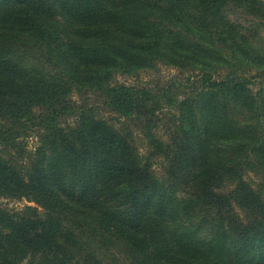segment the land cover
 Listing matches in <instances>:
<instances>
[{"label":"trees","instance_id":"trees-1","mask_svg":"<svg viewBox=\"0 0 264 264\" xmlns=\"http://www.w3.org/2000/svg\"><path fill=\"white\" fill-rule=\"evenodd\" d=\"M233 9L264 25V0H0V141L43 130L18 169L0 155V194L40 206L0 209V264H101L111 247L134 264H264V43ZM160 60L198 72L201 90L163 102L112 84ZM74 88L147 122L176 106L169 140L150 138L164 175Z\"/></svg>","mask_w":264,"mask_h":264},{"label":"rangeland","instance_id":"rangeland-1","mask_svg":"<svg viewBox=\"0 0 264 264\" xmlns=\"http://www.w3.org/2000/svg\"><path fill=\"white\" fill-rule=\"evenodd\" d=\"M229 18L242 25L243 30L247 29L248 33H256L257 37L264 43V25L258 24L257 18H252L244 12L233 9L229 11ZM112 84H124L127 86H150L156 92L161 94L163 102L168 98L178 95V100L184 95H195L201 90V78L198 72H194L184 67L183 69L173 66L164 60L157 61L153 67L137 70L135 72L116 71L112 74ZM163 88H168V91H162ZM257 86H253L255 91ZM167 99H165L166 95ZM71 102L76 104L84 103L89 109L85 114H92L94 118H102L106 123L127 135L130 143L135 147L138 155L142 160L150 163L151 170L158 177L164 175L163 158L156 152L154 143H150V138L166 143L170 136V130L175 125L179 124L178 110L176 106L169 108V103H163L162 110L157 111V118L151 119L150 122L142 120L135 116L131 118L122 117L116 113L110 106L101 101L100 95L96 91L74 88L68 95ZM91 107V108H90ZM81 109L74 108L71 113L62 116L58 122L67 133L75 127L79 112ZM89 116V115H88ZM178 119V120H177ZM2 130L5 129L1 127ZM10 139L8 143L0 141V155L6 160L15 163L18 169L21 164L28 163L39 144L40 136L43 134L42 128L31 126L26 133L19 131L16 135L14 130H10ZM150 135V136H149ZM250 179L257 182L259 177L252 175V171L248 173ZM26 206L40 207L34 200L26 197L12 196L9 194H0V209H4L9 213L22 212ZM40 210V208H39ZM75 261L73 264H96L95 261L88 258L86 262H81L83 257ZM99 258L101 264H134L123 248L111 247L107 251H103ZM33 259V264L39 260V256H27L19 264H30ZM53 264V263H49Z\"/></svg>","mask_w":264,"mask_h":264}]
</instances>
